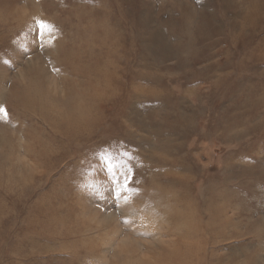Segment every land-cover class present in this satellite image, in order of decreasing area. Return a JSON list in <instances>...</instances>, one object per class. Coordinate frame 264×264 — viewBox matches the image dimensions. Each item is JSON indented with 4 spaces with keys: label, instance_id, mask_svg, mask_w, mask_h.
Returning a JSON list of instances; mask_svg holds the SVG:
<instances>
[{
    "label": "rangeland",
    "instance_id": "obj_1",
    "mask_svg": "<svg viewBox=\"0 0 264 264\" xmlns=\"http://www.w3.org/2000/svg\"><path fill=\"white\" fill-rule=\"evenodd\" d=\"M0 107V264H264V0H0Z\"/></svg>",
    "mask_w": 264,
    "mask_h": 264
},
{
    "label": "snow or ice",
    "instance_id": "obj_2",
    "mask_svg": "<svg viewBox=\"0 0 264 264\" xmlns=\"http://www.w3.org/2000/svg\"><path fill=\"white\" fill-rule=\"evenodd\" d=\"M54 30V26L48 24L43 20H36L37 40L39 46L43 47L44 38L47 35L51 40V34ZM7 63V61H5ZM0 118L7 119V111L3 107H0ZM123 156L131 160L132 157L127 153H123ZM100 167L107 173V180L111 184L112 198L116 201V206H119V202L123 200L125 203L129 202V198L125 195L129 192H135L139 194V190L133 187L136 183L134 180L135 172L132 166L128 163V160H114L113 156L108 153H101L98 155ZM93 191H96L99 198L102 200L104 196L102 192L94 185H89ZM123 223L128 226L133 223L131 219H123Z\"/></svg>",
    "mask_w": 264,
    "mask_h": 264
},
{
    "label": "bare ground",
    "instance_id": "obj_3",
    "mask_svg": "<svg viewBox=\"0 0 264 264\" xmlns=\"http://www.w3.org/2000/svg\"><path fill=\"white\" fill-rule=\"evenodd\" d=\"M185 28H186V27H185ZM78 83H79V82H78ZM75 95L77 96L78 93L76 92ZM77 97H79V96H77ZM77 99H78V98H77ZM23 102H24V105H23L24 108H25V107H26V108H29L28 105H27V103L29 102V99H25V100H23ZM40 102H41V104H40ZM36 105H41L40 107H41V110H42V109H44V107H45L46 104H45L44 101H41L39 97H37V98H36ZM76 109H77V108H76ZM83 110H84V108L79 106L78 111H79V112H82ZM81 115H82V116H81ZM86 116H87V115H86ZM80 117H81V120H83V117H85V116H84V114H81V113H80ZM69 118H70V117H69ZM86 118H87V117H85V119H86ZM87 120H90V118H87L86 120H84L85 122H89V123H90V121H87ZM84 121H83V122H84ZM74 122H76V121H74ZM85 122H84V123H85ZM66 123L69 124L68 127H69V129H70V119H69V121L66 122ZM227 217H228V216H227ZM214 218H215V215H210V217H209V221H211V220L214 219ZM209 224H210V223H209ZM211 224H212V223H211Z\"/></svg>",
    "mask_w": 264,
    "mask_h": 264
}]
</instances>
